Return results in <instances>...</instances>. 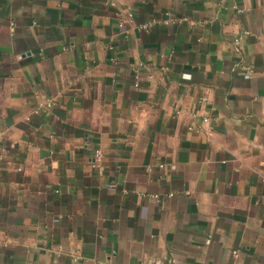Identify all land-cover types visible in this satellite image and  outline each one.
I'll use <instances>...</instances> for the list:
<instances>
[{"label": "crops", "instance_id": "obj_1", "mask_svg": "<svg viewBox=\"0 0 264 264\" xmlns=\"http://www.w3.org/2000/svg\"><path fill=\"white\" fill-rule=\"evenodd\" d=\"M0 264H264V0H0Z\"/></svg>", "mask_w": 264, "mask_h": 264}, {"label": "built area", "instance_id": "obj_2", "mask_svg": "<svg viewBox=\"0 0 264 264\" xmlns=\"http://www.w3.org/2000/svg\"><path fill=\"white\" fill-rule=\"evenodd\" d=\"M149 24H144L143 27H148ZM119 26H122V24L120 23ZM237 41V39L235 40ZM245 74L247 76L251 75V70L249 68H246ZM202 100H205V98H202ZM39 107H45V108H49L52 106V100L49 98H46L44 100H42L41 102H39L38 104ZM102 151L101 150H96L94 153V159H95V163L96 165L99 164L100 160L102 159ZM172 194H169V196H171ZM154 199H159L160 197L158 195H153ZM209 241H207L208 243ZM238 254V252L234 251V255L236 256Z\"/></svg>", "mask_w": 264, "mask_h": 264}]
</instances>
